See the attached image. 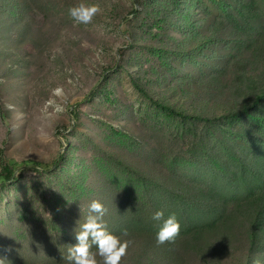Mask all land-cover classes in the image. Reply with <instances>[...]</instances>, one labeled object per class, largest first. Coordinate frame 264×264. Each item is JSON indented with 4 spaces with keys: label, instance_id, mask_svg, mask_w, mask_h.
<instances>
[{
    "label": "rangeland",
    "instance_id": "374dc122",
    "mask_svg": "<svg viewBox=\"0 0 264 264\" xmlns=\"http://www.w3.org/2000/svg\"><path fill=\"white\" fill-rule=\"evenodd\" d=\"M263 91L264 0H0V264H63L93 200L121 264H264Z\"/></svg>",
    "mask_w": 264,
    "mask_h": 264
},
{
    "label": "clouds",
    "instance_id": "9594fccd",
    "mask_svg": "<svg viewBox=\"0 0 264 264\" xmlns=\"http://www.w3.org/2000/svg\"><path fill=\"white\" fill-rule=\"evenodd\" d=\"M98 5L80 3L69 8V16L77 23L91 24L94 17L100 12ZM82 209V208H81ZM131 211V210H129ZM107 209L99 201L93 200L88 205V215L84 222L78 221V229L75 231L76 244L68 247L67 256H63V264H121L127 255L129 241L110 233L103 222ZM153 220L163 221L156 234L157 246L166 243L174 244L180 235L181 225L175 214L164 219L163 211H157ZM127 236L126 230L122 233ZM95 246V251H92ZM97 257L100 258L98 261ZM252 264H262L261 259L256 258Z\"/></svg>",
    "mask_w": 264,
    "mask_h": 264
},
{
    "label": "trees",
    "instance_id": "16d2710c",
    "mask_svg": "<svg viewBox=\"0 0 264 264\" xmlns=\"http://www.w3.org/2000/svg\"><path fill=\"white\" fill-rule=\"evenodd\" d=\"M136 13H137V11H135L133 14H136ZM136 85L138 86V88H141L137 84V82H136ZM258 96H260V97H258ZM258 96H257L258 101H257V103L255 105H253L251 107L246 106V105H243V108L241 110L242 111L241 112L242 114H250L254 110L260 108V106L262 105L261 101L264 100V91H263V93H261V95H258ZM166 109H168V110H170V111H172L174 113H177V111H175L174 109H172L170 107H167ZM189 118L191 119L192 123H196V124L201 119L200 117H197V116L189 117ZM2 157H3V152L1 151L0 152V159H1L0 162L4 160V159H2ZM221 161H222V158L218 157V162L220 163ZM38 166L39 167H42L46 171V170H48V168H49L50 165H45V164L40 163V164H38ZM199 192H201V191L199 190ZM203 194H204V192H203ZM261 203H264V200H261ZM263 214H264V209L263 208L260 209V210L259 209L256 210V218H257L258 222H260L261 216H263ZM140 247H142V250L143 251H147V250L150 249V244H147V245L146 244H143Z\"/></svg>",
    "mask_w": 264,
    "mask_h": 264
}]
</instances>
